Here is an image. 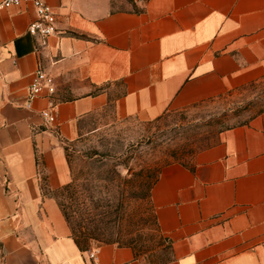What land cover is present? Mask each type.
<instances>
[{"label":"crops","instance_id":"0c3cea01","mask_svg":"<svg viewBox=\"0 0 264 264\" xmlns=\"http://www.w3.org/2000/svg\"><path fill=\"white\" fill-rule=\"evenodd\" d=\"M47 2L60 32L40 51L31 4L0 6V264H150L130 246L77 245L51 194L72 179L65 144L108 107L154 120L264 77V0ZM38 67L54 80L53 123L44 96L21 107ZM150 199L171 242L158 264H264V112L192 165L162 166Z\"/></svg>","mask_w":264,"mask_h":264},{"label":"rangeland","instance_id":"374dc122","mask_svg":"<svg viewBox=\"0 0 264 264\" xmlns=\"http://www.w3.org/2000/svg\"><path fill=\"white\" fill-rule=\"evenodd\" d=\"M261 112L264 77L154 120L120 116L108 107L88 116L65 144L76 193L65 185L51 194L74 220L100 228L101 235L84 245L112 242L132 247L150 264L166 261L170 244L150 199L156 174L168 163L192 165L223 129Z\"/></svg>","mask_w":264,"mask_h":264},{"label":"built area","instance_id":"2783aa9c","mask_svg":"<svg viewBox=\"0 0 264 264\" xmlns=\"http://www.w3.org/2000/svg\"><path fill=\"white\" fill-rule=\"evenodd\" d=\"M22 2H27L33 7L35 17L28 24L27 31L37 42L36 51H40L47 46L50 36L60 32L56 26V12L47 0H1L0 6L19 4ZM54 91V80L52 76L38 67L32 74L28 91L21 107L30 109L36 98L44 96L47 98V105L39 111V114L44 122L53 123L56 117V102L51 99V95ZM98 253L99 247H93L88 250V257L95 262Z\"/></svg>","mask_w":264,"mask_h":264},{"label":"trees","instance_id":"16d2710c","mask_svg":"<svg viewBox=\"0 0 264 264\" xmlns=\"http://www.w3.org/2000/svg\"><path fill=\"white\" fill-rule=\"evenodd\" d=\"M157 178H158V174H156L154 180L152 181L150 189ZM74 187L75 185L73 181L71 184L68 183L65 186V190L70 189L72 190V192L76 193ZM61 210L69 225L71 236L74 238L75 242L77 243L79 247H85L86 245H84V242H86L89 239H97L101 235L100 228L94 225L91 220H88V222H85L83 220H80V221L74 220L66 210H64L63 208ZM165 237L169 241V244H170L169 246L171 248L170 239L167 236Z\"/></svg>","mask_w":264,"mask_h":264}]
</instances>
